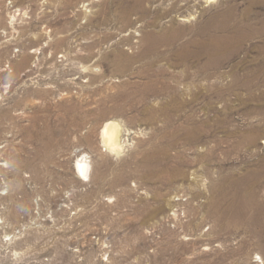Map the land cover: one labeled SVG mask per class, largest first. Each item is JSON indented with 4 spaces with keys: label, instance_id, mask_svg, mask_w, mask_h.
<instances>
[{
    "label": "rangeland",
    "instance_id": "374dc122",
    "mask_svg": "<svg viewBox=\"0 0 264 264\" xmlns=\"http://www.w3.org/2000/svg\"><path fill=\"white\" fill-rule=\"evenodd\" d=\"M0 264H264V0H0Z\"/></svg>",
    "mask_w": 264,
    "mask_h": 264
},
{
    "label": "clouds",
    "instance_id": "9594fccd",
    "mask_svg": "<svg viewBox=\"0 0 264 264\" xmlns=\"http://www.w3.org/2000/svg\"><path fill=\"white\" fill-rule=\"evenodd\" d=\"M102 137L104 142V147L110 149L111 153H120L122 151L121 146L114 143V137L110 134L107 128L103 129ZM78 152L80 149H75ZM75 166L79 172V175L84 179L88 178V174L91 170L90 157L87 153H82L79 158L75 161Z\"/></svg>",
    "mask_w": 264,
    "mask_h": 264
},
{
    "label": "bare ground",
    "instance_id": "6f19581e",
    "mask_svg": "<svg viewBox=\"0 0 264 264\" xmlns=\"http://www.w3.org/2000/svg\"><path fill=\"white\" fill-rule=\"evenodd\" d=\"M105 128H107L108 132L113 135L114 143L120 145L121 149L123 150L124 142H123L122 136H121L122 128H121L120 122H118L117 120H108L102 126L101 135H102L103 129H105ZM102 142H103V137H102ZM103 144H104V142H103ZM77 173H79L78 170H77ZM88 176H89V174H88Z\"/></svg>",
    "mask_w": 264,
    "mask_h": 264
}]
</instances>
